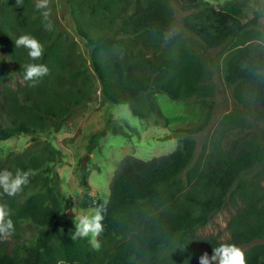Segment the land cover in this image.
I'll use <instances>...</instances> for the list:
<instances>
[{
    "label": "trees",
    "instance_id": "obj_1",
    "mask_svg": "<svg viewBox=\"0 0 264 264\" xmlns=\"http://www.w3.org/2000/svg\"><path fill=\"white\" fill-rule=\"evenodd\" d=\"M65 1L89 58L49 5L45 19L37 0H0V141L32 135L28 149L2 163V171L32 174L14 196L0 188V204H7L19 239L12 250L0 245V264H199L200 256H211L220 244L248 245L246 264H264V25L259 12L251 13L241 0L220 8L206 0H181L186 31L177 32L172 0ZM49 21L51 31L45 28ZM24 34L44 45L36 61L15 46ZM31 62L49 68L34 86L22 75V65ZM215 71L233 88L237 107L222 116L204 153L194 161L197 141L189 135L168 155L124 157L108 200L93 202L102 215L98 246L88 237L73 239L75 224L66 213L73 200L57 185L55 164L62 153L41 134L58 131L61 121L98 90L103 101L126 103L134 116L154 122L168 121L158 93L211 109ZM11 76L15 86L9 84ZM107 125L115 135L125 133L119 125ZM98 136H91L89 152ZM81 182L92 201L85 175ZM228 201L237 206L228 225L230 239L200 235ZM26 225L35 231L25 239Z\"/></svg>",
    "mask_w": 264,
    "mask_h": 264
},
{
    "label": "rangeland",
    "instance_id": "obj_2",
    "mask_svg": "<svg viewBox=\"0 0 264 264\" xmlns=\"http://www.w3.org/2000/svg\"><path fill=\"white\" fill-rule=\"evenodd\" d=\"M216 8H220L228 0H206ZM249 7L250 12H259V21L264 25V0H241ZM38 3L44 0H37ZM181 0H172V5L178 19L177 32H185L182 18L187 12L180 6ZM50 6V13L60 20L62 28L66 29L79 43L80 50L89 58V48L76 30L75 22L65 0H46ZM220 48L213 50L219 52ZM9 84L16 85L11 80ZM22 80L19 79V82ZM213 81L217 86L216 95L211 109L200 106L199 101H173L166 94H156L159 108L167 118V122H154L152 118L140 119L134 116L128 104H111L103 101L100 91L90 102L74 109L71 114L60 123V129H50L41 134L42 139H48L61 151L62 157L55 164L57 171V185L61 191L73 200L72 207L66 212L67 217L75 224L80 216L94 213L97 200L106 202L110 194V184L119 167L120 161L126 156H135L143 160H150L172 153L182 137L193 135L197 141L194 161L205 151L209 139L218 127L222 116L237 107V100L233 88L226 86L221 76L215 71ZM18 82V79H17ZM119 125L124 134H113L107 125ZM193 129L195 133L187 134L185 130ZM94 133L98 144L92 151L87 147ZM32 144V135L22 134L0 141V172L2 163L13 156L24 152ZM87 157L85 167L83 160ZM5 167V166H4ZM85 169V170H82ZM85 175L90 185L87 199L86 189L82 186V176ZM237 206L228 201L227 205L216 213L210 223L199 229V234L215 236L221 241L230 239L229 221ZM22 236H28L35 231L33 225L22 228ZM25 237V239H26ZM92 244L97 247V236H88ZM22 239V238H21ZM33 240L32 234L30 241ZM19 239L10 235L7 239H0V245L12 250ZM21 241V240H20ZM29 241V242H30ZM248 245L240 247L244 251ZM216 264V262H214Z\"/></svg>",
    "mask_w": 264,
    "mask_h": 264
},
{
    "label": "clouds",
    "instance_id": "obj_3",
    "mask_svg": "<svg viewBox=\"0 0 264 264\" xmlns=\"http://www.w3.org/2000/svg\"><path fill=\"white\" fill-rule=\"evenodd\" d=\"M46 8V0L37 4V9L41 10L45 19L48 17V12L44 11ZM46 30L51 31L52 23L49 21L45 24ZM16 48H24L27 50V55L32 61L38 60L44 51V45L30 34H24L14 40ZM49 72V68L43 63H27L22 65V75L25 81L30 82V86L39 83L40 80ZM30 171H22L17 169L15 174L13 172L4 170L0 172V188L8 196H14L22 186L29 183ZM102 215L101 210L97 209L92 214H85L80 216L78 222H75V231L73 239L84 238L91 236L95 238L102 229ZM15 231L13 220L9 217L8 206L6 203L0 204V239H7ZM246 264L244 252L241 248L233 244H220L213 249L211 256L204 253L199 258V264Z\"/></svg>",
    "mask_w": 264,
    "mask_h": 264
},
{
    "label": "water",
    "instance_id": "obj_4",
    "mask_svg": "<svg viewBox=\"0 0 264 264\" xmlns=\"http://www.w3.org/2000/svg\"><path fill=\"white\" fill-rule=\"evenodd\" d=\"M86 160H87V157L83 160V163H82V166H83V167H85V165H86V163H85Z\"/></svg>",
    "mask_w": 264,
    "mask_h": 264
}]
</instances>
